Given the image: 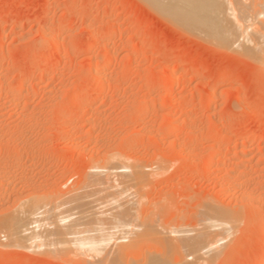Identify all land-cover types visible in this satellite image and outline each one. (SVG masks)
I'll return each instance as SVG.
<instances>
[{"label": "rangeland", "instance_id": "rangeland-1", "mask_svg": "<svg viewBox=\"0 0 264 264\" xmlns=\"http://www.w3.org/2000/svg\"><path fill=\"white\" fill-rule=\"evenodd\" d=\"M149 2L0 0V264H264V0Z\"/></svg>", "mask_w": 264, "mask_h": 264}, {"label": "bare ground", "instance_id": "bare-ground-1", "mask_svg": "<svg viewBox=\"0 0 264 264\" xmlns=\"http://www.w3.org/2000/svg\"><path fill=\"white\" fill-rule=\"evenodd\" d=\"M148 1V0H147ZM151 2H149V4L151 3V5H155L156 7H158L159 9L158 10H160V11H163L165 14H167L168 16H170V18L171 19H173V21H175L178 25H181L182 27H184V28H186L187 29V32H191V30L192 31H197L198 32V34H203L205 37H207V39H209L210 40V44L213 42V43H216V44H219L218 46H223V48L225 47H228V48H232L234 51H239V48H241L240 50H242L244 47H246L245 45H246V39H244V38H239V36H238V38L237 37H235V34H236V29L238 28H234V24L232 23V22H230V19H229V17H228V15H227V13H226V9H225V3L223 2V0H217L218 2H216V0H166V1H164L163 0V2H162V0H150ZM224 4L223 5V7L221 6L222 4ZM221 7H220V6ZM227 8H230V7H227ZM221 9V10H220ZM224 9V10H223ZM228 10H230V9H228ZM158 12V11H157ZM224 12V13H223ZM222 16H221V15ZM218 15H220L221 16V18H220V21H219V18H218ZM219 16V17H220ZM186 29H185V31H186ZM189 30V31H188ZM192 34H194V35H197V34H195V32H192ZM240 34V33H239ZM238 34V35H239ZM236 36H237V34H236ZM197 37H199V35H197ZM201 37H203V36H201ZM200 37V38H201ZM203 39H204V41H209V40H206V38H204L203 37ZM255 41V40H254ZM209 43V42H208ZM245 43V44H244ZM252 43V42H251ZM249 44V43H248ZM247 44V46H249L250 47V45H248ZM254 44V43H253ZM252 44V45H253ZM258 45V44H257ZM256 45V46H257ZM243 46V47H242ZM255 46V47H256ZM239 47V48H238ZM249 47H248V50H249ZM234 48H237V50H235ZM252 47H250V49H251ZM232 49H230V50H232ZM244 50V49H243ZM242 50V51H243ZM252 50L254 51L255 49L254 48H252ZM250 52H251V50H250ZM249 52V53H250ZM255 52V51H254ZM251 53H253V52H251ZM250 53V54H251ZM256 53V52H255ZM245 54H246V52H245ZM259 56V55H258ZM253 58V57H252ZM154 74H157V73H154ZM157 76H159V74L157 75ZM162 76V75H161ZM154 77H156V75L154 76ZM159 78V77H158ZM112 163V162H111ZM113 165H114V163H113ZM112 165V166H113ZM113 167H116V166H113ZM124 167H126V166H124ZM119 172H120V170H119ZM120 176H121V174H120ZM121 178V177H120ZM126 180V179H125ZM120 181V180H119ZM129 192V191H128ZM116 195V194H115ZM118 195V194H117ZM117 195H116V198H117ZM123 195V194H122ZM127 197V196H126ZM119 198V197H118ZM127 198H129V197H127ZM109 198H107V200H108ZM111 200V199H110ZM120 200V199H119ZM114 201V200H113ZM116 201H118L117 199H116ZM116 201H114V202H116ZM125 201V200H124ZM109 202V201H108ZM127 202H128V200H127ZM105 203H106V201H105ZM108 204V203H107ZM120 204V203H119ZM119 204H118V206H119ZM109 207H113V205H108ZM117 205H115L114 206V208L116 207ZM117 206V207H118ZM119 208H120V206H119ZM118 208V209H119ZM121 208H123V207H121ZM26 213V212H25ZM24 213V214H25ZM20 217V216H19ZM27 217V216H26ZM16 219H17V217H16ZM25 219V218H24ZM11 220H13V217H12V219ZM5 222V221H4ZM21 222H22V220H21ZM29 222V221H28ZM6 223V222H5ZM16 225H18V224H20L19 223V221H16V222H14ZM32 223V222H31ZM9 224V223H8ZM15 225V228L17 227ZM21 225H23V224H20V227H21ZM25 225V224H24ZM23 225V226H24ZM22 226V230H20L21 231V233L23 234V232H25V231H27L28 230V228H30L29 227V224H28V228H26L25 227V229H23L24 227ZM42 226V225H41ZM124 226V225H123ZM34 228H32V231H33V229H34V232H35V230L37 229V224H36V226H35V224H34V226H33ZM36 227V228H35ZM125 227V226H124ZM14 228V229H15ZM19 228V227H18ZM18 228H16V230L18 229ZM39 228V227H38ZM43 228V227H42ZM120 228V227H119ZM21 229V228H20ZM27 229V230H26ZM41 229V228H40ZM121 229V228H120ZM25 230V231H24ZM15 231V230H14ZM18 231V230H17ZM20 231H18L17 233H19ZM31 231V232H32ZM27 232H29V233H27ZM27 232H25V234L27 233V240H26V242L27 241H29V242H31V243H33V241H35L36 240V238H35V236H34V239L32 240V241H30V237L29 236H31L32 237V235H34V234H30L31 232L28 230ZM37 232V231H36ZM43 232V231H42ZM106 232V231H105ZM113 232V231H112ZM111 232V230H110V232L109 233H112ZM191 232V231H190ZM204 232V231H203ZM206 233H207V231H205ZM9 233V232H8ZM33 233V232H32ZM39 233V232H38ZM107 234V235H111V234ZM184 233V232H183ZM193 233V232H192ZM14 234V233H13ZM15 234H16V232H15ZM24 234V235H25ZM41 234V233H40ZM82 234V233H81ZM113 234V233H112ZM126 234V233H125ZM194 234V233H193ZM201 234V233H200ZM21 235V234H20ZM35 235H38L39 236V234H35ZM43 235V234H42ZM167 235H169V234H167ZM188 235V234H187ZM208 235V234H207ZM12 236H14V235H12ZM26 236V235H25ZM41 236V235H40ZM106 236V235H105ZM171 236H173V235H171ZM193 236V235H192ZM19 237V236H18ZM21 237V236H20ZM29 237V238H28ZM107 237V236H106ZM105 237V238H106ZM167 237V236H166ZM170 237V236H169ZM203 237V236H202ZM22 238H24V236L22 237ZM111 238V237H110ZM188 238V237H187ZM199 238V237H198ZM39 239V238H38ZM38 239H37V241H38ZM75 239H77V237L75 238ZM87 239V238H86ZM91 239H93V238H90L89 240H90V242H91ZM109 239V238H108ZM172 239V238H171ZM174 239V238H173ZM172 239V240H173ZM40 240H41V237H40ZM42 240H43V238H42ZM41 240V241H42ZM79 240H81L80 238H79ZM103 240H105V239H103ZM103 240H101V241H103ZM110 240V239H109ZM183 240V239H182ZM24 241V240H23ZM44 241V240H43ZM76 241V240H75ZM85 241V240H84ZM198 241V240H197ZM82 242H83V238H82ZM86 242V241H85ZM76 243V242H75ZM77 243H78V241H77ZM102 243V242H101ZM80 244V243H79ZM78 244V245H79ZM98 244H100V242L98 243ZM175 244H177L176 242H175ZM182 244V243H181ZM203 244V243H202ZM101 246H104V245H102V244H100ZM187 246V245H186ZM207 246V245H206ZM215 246V245H214ZM164 247V246H163ZM176 246H174V248H175ZM193 247V246H192ZM204 247V246H203ZM208 247H209V245H208ZM85 248V247H84ZM212 248V247H211ZM177 249H178V247H177ZM202 249V248H201ZM206 249V248H205ZM179 250V249H178ZM197 250V249H196ZM168 251V250H167ZM188 252H189V250H187ZM204 251V250H203ZM212 251V250H211ZM163 252H164V250H163ZM160 253V252H159ZM194 253V252H193ZM196 253V252H195ZM202 253V252H201ZM179 254V253H178ZM203 254V253H202ZM169 255V254H168ZM171 255V254H170ZM195 255V254H194ZM189 256V255H188ZM193 256V255H192ZM204 257H205V255H203ZM162 257H164V256H162ZM155 258H153V260H154ZM191 259V258H190ZM182 260V259H181ZM156 261V260H155ZM154 261V262H155ZM158 261V260H157ZM164 261H165V259H164ZM186 261V260H185ZM149 262V261H148ZM120 263V262H119ZM123 263V262H122ZM185 263V262H184ZM202 263V262H201ZM128 264V263H127ZM147 264V263H146ZM152 264V263H151ZM156 264H162L161 262L159 263H156ZM183 264V263H182Z\"/></svg>", "mask_w": 264, "mask_h": 264}]
</instances>
